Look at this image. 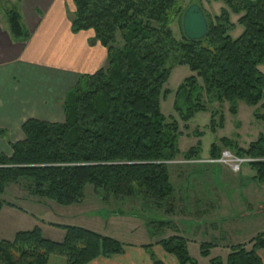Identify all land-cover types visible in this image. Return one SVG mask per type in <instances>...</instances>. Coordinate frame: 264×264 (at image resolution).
Instances as JSON below:
<instances>
[{
  "label": "trees",
  "instance_id": "1",
  "mask_svg": "<svg viewBox=\"0 0 264 264\" xmlns=\"http://www.w3.org/2000/svg\"><path fill=\"white\" fill-rule=\"evenodd\" d=\"M179 1L72 0V32H93V44L107 50V66L79 77L66 93L64 123L28 120L22 127L24 140L10 144L12 155H0V213L5 206L17 208L4 200L6 189L26 182L25 201L71 207L82 204L92 187L105 202L140 196L150 198L156 208L169 205L170 215L174 188L169 164L179 157L200 162L202 152L199 142L181 153L179 124L161 112L171 69L187 66L195 74L176 95L175 112L183 123L209 113L210 104H229L236 116L238 103L256 108L264 101V0H223L227 8L207 18L208 34L201 41L188 40L184 33L175 39L171 26L176 16L183 19ZM231 14L241 16L243 32L237 39L230 36L236 29ZM8 22L12 36L28 42L31 35L18 11L8 12ZM210 113V131L215 133L218 114L220 129L224 117L213 109ZM256 118L264 122V117ZM221 144L223 150L211 145V160L224 150L250 159L246 166L255 174L252 180L264 184V136L247 149L228 139ZM151 226L158 231L176 228L167 220L149 222L147 229ZM57 227L64 232L61 242L45 238L39 226L18 232L12 241L0 239V264H49L55 256L65 264H90L125 253L126 245L112 237L76 226ZM177 234L157 244L179 264H198L189 254V239ZM226 245L231 250L226 263L214 258L210 264H264L258 254L264 250V233L248 245ZM216 248L203 242L201 255L207 258ZM151 261L165 264L154 254Z\"/></svg>",
  "mask_w": 264,
  "mask_h": 264
},
{
  "label": "crops",
  "instance_id": "2",
  "mask_svg": "<svg viewBox=\"0 0 264 264\" xmlns=\"http://www.w3.org/2000/svg\"><path fill=\"white\" fill-rule=\"evenodd\" d=\"M15 2L18 4L22 25L31 37L28 42L15 39L10 32L8 19L6 25H0V155L7 157L12 155L10 144L24 140L22 127L28 120L52 124L64 123L65 115L62 102L66 93L76 86L79 77L93 75L105 68L108 57L105 48L98 43L93 44L95 38L93 32L78 34L72 32L71 20L74 13L72 0H15ZM234 176L238 178L241 187L242 182H244L243 187L245 188L220 193L221 195H217V207L212 197L209 203L197 205L199 209H195L194 212L197 213L198 218L205 214H207V218H210L208 217L209 214L217 212V218L221 222L226 220L237 221L241 217L249 218L248 227L244 226V223L234 225L235 229L239 226L245 230L248 228L246 233L241 234L243 229L238 228V231L234 230L231 235L240 238L238 244H244L249 240L251 241L253 236L264 233V184L252 180L255 176L254 173L251 177L249 174L244 177L246 174L242 175V173ZM246 184H249L248 187ZM9 188L6 189L4 196L7 195ZM250 191H253V194H250ZM96 200L100 201L99 198ZM26 202H32L31 209L5 206L0 213V222L4 215L17 217L19 212L23 216L21 217L23 222H29L30 230L41 226L39 222L56 230L59 229L57 226H62L41 219L45 215L51 216L50 213L53 212L50 208L44 209L45 204L31 200ZM84 203L67 208H76L84 205ZM34 206L36 208H33ZM40 207L41 209H39ZM172 208L173 211L167 215L166 220L173 222L176 228L167 231L168 237L178 233L177 235L189 239V245L201 244V241L196 238L199 235L198 232L191 229L196 226V223L184 221L183 225L186 230H181L177 225L179 221H175L177 208L173 205ZM59 211L63 212L62 209ZM62 214L54 215L65 217V213ZM66 214L69 213L66 212ZM91 215H95V213L92 212ZM28 216L33 218H31L33 223L27 220ZM34 219L38 220V223H34ZM207 224H209L210 230L216 229L221 238L224 237L225 231L226 235L231 233L225 227L215 228L213 223H209V221ZM41 229L43 231V228ZM18 232L20 230L16 231L15 234ZM206 232L203 235H206ZM62 237L64 238V235ZM206 237L208 238V236ZM63 238L57 235V240L53 238L52 240L61 242ZM152 243L149 245L153 247L149 249L145 248L148 246L146 244L140 246L127 244L123 255L111 259L100 258L90 264H152L151 254H154L158 260L165 264H179L175 257L163 251L157 244L158 242ZM258 254L264 263V250L259 251Z\"/></svg>",
  "mask_w": 264,
  "mask_h": 264
},
{
  "label": "rangeland",
  "instance_id": "3",
  "mask_svg": "<svg viewBox=\"0 0 264 264\" xmlns=\"http://www.w3.org/2000/svg\"><path fill=\"white\" fill-rule=\"evenodd\" d=\"M179 4L183 8V14L189 6L193 4L199 5L206 18L218 17L220 16L221 11L227 8L223 0H180ZM10 10L18 11V4H16L15 0H0V25H6L8 12ZM181 16H176V19L171 26L173 35L177 40L183 38L182 19L180 20V18H182ZM240 18L241 16L231 14L232 23L236 25L235 31L230 34L233 39H237L243 32V28L238 25ZM118 40L120 41V38H118ZM260 70L264 74V67H261ZM194 75L195 74L192 73L187 66H174L170 71L169 80L163 90V92H168V95L161 101V112L169 121L173 119L179 124L180 132L183 134L178 142V147L181 153L184 154L191 148L197 147L199 142L201 143L202 148L201 159L198 164L187 163L188 161L183 157H179L177 161L169 164L171 183L174 188V193L170 202L177 208V217L175 218V221H179L177 225L181 230H186V227L183 225L184 221L190 223L195 222L196 226H192L193 228L191 229L192 231L198 232L199 235L196 237L197 240L201 241V243H213L219 247L218 249H211L210 256L205 258L201 255L200 244H190L188 246V251L191 258L197 261L198 264H210V261L214 258H219L226 263L227 258L231 253V250L226 248V244L231 243V245L237 246V242L240 239L236 238L235 234V237L231 236L234 230L238 231V228H241V226H239L235 229L234 225L244 223L243 225L248 227L249 218L241 217V219H238L237 221L226 220L225 222H221L219 221V218H217V212L209 214L208 217L210 218L206 217L207 214L198 218L199 216H197V213L194 212V210L199 209L197 205H203L205 202L209 203L212 197L214 198L213 202L217 207V195L223 192H233L234 190L243 187L244 182H242L241 187L238 178L234 176L239 174L232 173L227 164L224 163L215 167L207 161H211L210 149L213 143L217 144L221 150L224 149L221 144L222 139H228L234 142L238 148L247 149L251 143L259 138V136H264V122L256 118L257 116L264 117V101L256 108L249 107L242 102L238 103V114L236 116H233L230 113L229 104H224L223 106L218 103L210 104L208 106L210 112L213 109L218 113H222L224 117V128L220 129V126L218 127L220 120L218 114L216 119L217 130L215 133L210 131V112L197 114L189 123H183L175 112L176 95L184 81ZM200 83L201 85L203 84L202 81H200ZM240 173H242V175L246 174L244 177H247L248 174L251 177L254 172L252 173V170H250L248 166H245L241 169ZM248 185L246 184V187H248ZM93 191L94 189L92 187H88L85 191L84 205L76 208H59L53 203H44V209H46V207L50 208L53 210V214L50 213L51 216L45 215L44 218L42 217L41 219L62 226L68 225L88 229L103 236L119 240L125 245H149L152 242H158L161 239H164V237H168L167 230L158 231L153 226L147 229L146 225L149 222L166 220V210L169 205L156 208L154 207V202L150 198L145 199L140 196L129 198L124 201L111 199L105 202ZM250 194H253V191H250ZM28 195V184L26 182H20L18 185L10 186L7 195L4 196V200L15 204L17 208L31 209V205H33L32 202L21 201L25 197H29ZM97 198H99L100 201H97ZM33 208H36V206ZM186 208L187 210L185 211ZM39 209H41V207ZM61 209L65 213V217L60 216V218L55 216L63 215V212L61 213L59 211ZM66 212L69 214L67 215ZM92 212L95 213V215H91ZM238 213L236 214L237 216L239 215ZM111 214L113 217L110 216ZM21 217L23 216L20 215L19 212L17 213V217H9L6 215L2 217L0 222L1 240L12 241L16 236V231L30 230V227H28L29 222H23ZM28 217L27 220L32 222V217ZM143 220H145V222H143ZM33 221L34 223H38V220L36 219ZM205 221L213 223L215 228L219 226L225 227L231 233H227L226 235L225 231L224 237L221 238V235L217 233L216 229L212 231V229L210 230L208 228L209 224H207V222L205 223ZM199 222L200 224L202 222V224H198ZM39 223L41 224L39 227L43 228L44 236L46 238L57 240V235H60L61 238H63L62 236L64 235V232L62 229L56 230L55 228L44 226L42 222ZM13 224L14 227H12ZM225 224L227 225L224 226ZM241 229H243V232H241V234H243L246 233L248 228H246V230L245 228ZM204 232H206V235H203ZM206 236H208V238ZM256 236H253V238ZM242 237L241 239H244ZM244 240L247 241V239ZM249 242L239 244L248 245ZM50 264H65V259L55 256L52 257Z\"/></svg>",
  "mask_w": 264,
  "mask_h": 264
},
{
  "label": "water",
  "instance_id": "4",
  "mask_svg": "<svg viewBox=\"0 0 264 264\" xmlns=\"http://www.w3.org/2000/svg\"><path fill=\"white\" fill-rule=\"evenodd\" d=\"M182 29L185 38L191 41H201L208 34L209 25L202 8L193 4L189 6L182 19Z\"/></svg>",
  "mask_w": 264,
  "mask_h": 264
},
{
  "label": "built area",
  "instance_id": "5",
  "mask_svg": "<svg viewBox=\"0 0 264 264\" xmlns=\"http://www.w3.org/2000/svg\"><path fill=\"white\" fill-rule=\"evenodd\" d=\"M208 163H211L212 165H221V164H227L230 167V170L234 174H239L241 172V169L246 166L248 163L252 162V160L247 159V158H239L235 156L233 153L230 151H223L222 155L219 159L217 160H211L207 161ZM187 163H195L198 164L200 162H187Z\"/></svg>",
  "mask_w": 264,
  "mask_h": 264
}]
</instances>
